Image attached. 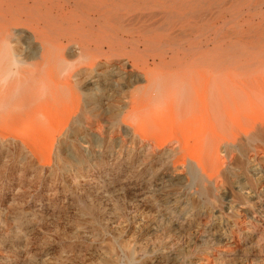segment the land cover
<instances>
[{
	"label": "rangeland",
	"instance_id": "obj_1",
	"mask_svg": "<svg viewBox=\"0 0 264 264\" xmlns=\"http://www.w3.org/2000/svg\"><path fill=\"white\" fill-rule=\"evenodd\" d=\"M194 1L189 17L168 18L171 14L163 11L182 12L161 0H143L137 7L112 11L118 19L110 26L132 30L138 25L161 36L188 33L190 27L196 33L192 39L201 32L225 42L264 40V0ZM84 14L88 12L73 14L75 27L88 21ZM32 16L37 19L38 13ZM157 49L149 46L142 58ZM149 69L142 65L135 70ZM97 80L100 89L90 103L84 104L78 93L83 120L68 132L89 152L76 155L68 147L62 165L56 166L54 153L44 144L41 150L51 164L43 168L31 157L0 153V264H111L115 256L118 264H163L162 255L167 264H192L209 249L217 258L213 264H264V193L249 203L239 196L247 177L259 180L264 192V161L246 162L235 153L216 191L186 171L169 179V168L179 165L168 159L167 167L156 152L144 148L145 141H131L124 133L128 101L122 100L114 80ZM144 86L141 82L135 88ZM131 92L125 90L124 96ZM171 146L175 143L169 140L166 148ZM248 224L251 238L243 241L237 230L246 231Z\"/></svg>",
	"mask_w": 264,
	"mask_h": 264
},
{
	"label": "bare ground",
	"instance_id": "obj_2",
	"mask_svg": "<svg viewBox=\"0 0 264 264\" xmlns=\"http://www.w3.org/2000/svg\"><path fill=\"white\" fill-rule=\"evenodd\" d=\"M161 2L182 12L163 11L171 14L168 18H187L195 1ZM141 4L143 0H0V38L14 33L18 53L30 62L23 72V87L0 94V153L31 157L43 168L51 164L41 150L44 144L54 153L56 166L62 165L68 147L76 155L89 152L87 145L71 139L68 132L82 119L78 93L84 104L90 103L95 98L93 92L100 89L97 79L101 78L114 80L122 100L128 101L124 133L131 141H145L147 151L179 165L169 168V179L178 178L179 170L186 171L188 177L208 183L209 189L216 191L235 153L246 162L264 161V40L225 42L202 37L199 30L192 39L196 33L190 27L188 33L183 30L176 38L175 32L155 35L138 25L132 30L110 26L118 19L112 11ZM77 11L88 12L84 14L88 29L84 24L74 26ZM33 13H38L37 19ZM151 45L159 49L142 58ZM162 45L167 49L162 51ZM65 62L75 63L67 64L70 74L62 76ZM142 65L150 67L149 71H137ZM158 68L168 71L155 74ZM141 82L145 86L135 88ZM125 90L132 94L124 96ZM169 140L175 146L166 148ZM189 141H193L191 146ZM165 164L168 167L167 161ZM251 178L247 177L246 186L239 191L247 203L264 193L259 191L261 182ZM250 226L246 231L237 230L239 239L251 238ZM216 259L209 249L192 264H213ZM118 261L112 257L111 264ZM162 261L167 264L169 260L162 255Z\"/></svg>",
	"mask_w": 264,
	"mask_h": 264
},
{
	"label": "clouds",
	"instance_id": "obj_3",
	"mask_svg": "<svg viewBox=\"0 0 264 264\" xmlns=\"http://www.w3.org/2000/svg\"><path fill=\"white\" fill-rule=\"evenodd\" d=\"M75 62H65L62 76L70 74L67 64ZM30 67V62L26 61L22 54L18 53L15 41V34L12 33L6 38H0V94L7 93L10 88L19 91L22 87L23 72ZM74 70V68L72 69ZM44 120L43 117H41Z\"/></svg>",
	"mask_w": 264,
	"mask_h": 264
}]
</instances>
